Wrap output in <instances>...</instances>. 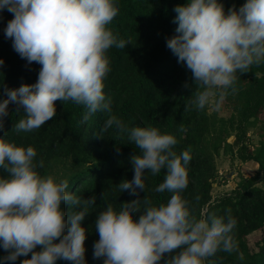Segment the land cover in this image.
Returning <instances> with one entry per match:
<instances>
[{
    "label": "clouds",
    "instance_id": "1",
    "mask_svg": "<svg viewBox=\"0 0 264 264\" xmlns=\"http://www.w3.org/2000/svg\"><path fill=\"white\" fill-rule=\"evenodd\" d=\"M5 8L14 17L4 29L6 38L22 59L41 68L35 84L4 89L0 130L9 103L25 114L15 130L33 132L55 117L56 101H71L87 110L85 121L97 112L108 113L103 131L114 127L126 133L140 150L130 158L133 179L117 185L137 199L121 204L119 212L111 204L98 212L94 259L103 258V264H159L170 254L164 264H205L218 251L237 252L232 235L237 221L230 210L226 221L215 214L196 219L180 195L188 186L189 151L178 155L175 136L154 127H128L111 114V99L103 91L111 70L106 53L130 44L108 28L119 14L114 0H0V9ZM173 10L177 35L166 40V47L191 71L200 89L185 110L219 111L230 91H237L238 73L264 63V0H246L238 11L229 8L227 14L218 0H188ZM179 131L186 129L181 125ZM36 156L33 147L0 137V170L6 173L0 176V247L8 252L0 264L29 253L31 258L21 264H85L86 230L81 223L96 197L83 199L67 191V179L57 182L51 175L41 176L36 169L43 161L34 162ZM162 169L164 182L155 191L172 195L157 207L146 197L139 199L137 190H145L146 170L157 175ZM62 204L69 206L67 219ZM134 213L142 214L134 220ZM38 246L41 250L34 251Z\"/></svg>",
    "mask_w": 264,
    "mask_h": 264
},
{
    "label": "trees",
    "instance_id": "2",
    "mask_svg": "<svg viewBox=\"0 0 264 264\" xmlns=\"http://www.w3.org/2000/svg\"><path fill=\"white\" fill-rule=\"evenodd\" d=\"M119 14L108 28L119 39L130 41L124 49L112 47L106 53L110 61V72L104 80L105 96L111 99L112 115L121 119L128 127H154L161 134L176 137L175 151L179 155L187 150L191 161L187 165L188 186L180 193L188 202L191 214L196 219L215 214L217 217L231 216L237 221L232 235L238 251L227 253L218 251L205 264H264V237L257 243L256 251L244 256L242 238L264 227V188L257 186L260 172L264 170V143L250 150L247 140V127L258 120L264 111V80L259 83L254 71L264 75V63L251 67L246 73H238L235 85L237 91L224 100L229 115L223 117L215 112L190 108L185 110L187 101L194 98L197 86L194 85L191 71L178 63L177 57L166 47V40L177 35L174 23L177 5L188 0H114ZM227 14L229 8L239 10L246 0H218ZM7 9H0V102L7 99L4 89L15 90L21 85L37 82L41 65L29 64L12 47V40L6 38L4 29L13 19ZM16 105L9 103V115L4 118L0 137L17 146L33 147L37 156L34 162L43 161V167L36 170L41 176L54 177L57 182L67 179L69 191L83 199L96 197L89 209V215L81 226L86 230L85 264H103V258L94 259V243L99 240L95 231L98 212L111 204L120 211L123 203L137 199L129 191L120 192L122 181H131L134 169L131 157L139 154L128 140L126 133L110 128L103 131L108 113L97 112L84 120L86 109L71 101L55 102L56 115L40 129L33 132L16 131L14 126L25 118L23 109L16 112ZM186 131H179L180 126ZM234 134V141H226V134ZM235 151L242 163L251 162L259 171L252 176L242 177L236 187L216 199L211 196L212 184L217 178L215 157L220 150L233 155ZM117 149L119 151L117 152ZM240 174H242L240 172ZM6 173L0 170V176ZM166 170L157 175L145 172V190H137L139 199L146 197L153 206L166 204L172 193H157L155 188L164 182ZM67 213L69 206L62 204ZM141 210H143V205ZM142 213H134L138 220ZM70 227V224H69ZM64 234H67V228ZM58 243L59 241H54ZM38 246L34 251H40ZM175 253L171 254L174 255ZM8 252L0 247V258ZM27 257H18L21 264ZM170 258L165 254L159 264ZM56 264H72L57 260Z\"/></svg>",
    "mask_w": 264,
    "mask_h": 264
},
{
    "label": "rangeland",
    "instance_id": "3",
    "mask_svg": "<svg viewBox=\"0 0 264 264\" xmlns=\"http://www.w3.org/2000/svg\"><path fill=\"white\" fill-rule=\"evenodd\" d=\"M253 76L259 83L264 80V75L258 71H254ZM209 112H215L223 117H227L229 115V110L225 107L224 103L219 111L209 107ZM246 129V143L250 150L258 146L260 143H264V111L260 113L258 120L252 121ZM234 137L235 136L232 133H227L225 136L226 141L229 143L234 141ZM233 151L234 153L231 156L230 154H225L220 150L218 155L215 157L218 176L212 184L211 196L213 199H216L227 192H231L242 177L255 175L259 171L257 165L251 162L242 163L239 160L235 151V146ZM240 172L242 174H240ZM260 175L261 178L257 182V186L264 188V170L260 172ZM263 237L264 227L242 238L240 243L245 247L244 256H248L250 252L256 251V245Z\"/></svg>",
    "mask_w": 264,
    "mask_h": 264
}]
</instances>
